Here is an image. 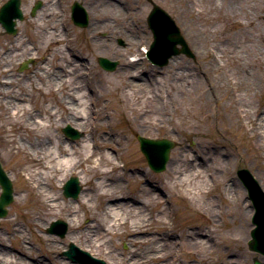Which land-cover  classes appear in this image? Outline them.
<instances>
[{
    "label": "rangeland",
    "instance_id": "1",
    "mask_svg": "<svg viewBox=\"0 0 264 264\" xmlns=\"http://www.w3.org/2000/svg\"><path fill=\"white\" fill-rule=\"evenodd\" d=\"M5 1L0 0V6ZM46 1L50 0H22L24 18L18 22L16 36L8 35L0 28V84L1 77L12 79L9 92H14L15 97L21 98L22 103L30 108V111L21 112L11 122L18 121L27 130L12 133L11 140L18 143L22 136L32 144L38 141L43 145L36 143L38 147L50 151L54 144L68 139L73 151L84 152V138L88 139V147L92 146V138L95 139V145H100V138L106 141L109 138L114 151L103 148L101 153H96L97 158L105 154L110 159L116 155L122 156L121 161L129 164L126 168H135L121 170L117 174L120 180L126 181L123 183V197H144L140 193L142 185L147 186L153 194L154 202L146 201L150 206L145 211L146 216L132 212V215L121 217L123 220L128 219V227L151 217L153 223L150 227L154 234L149 233L145 238L154 236L158 239L160 235L168 233L164 237L170 242L182 243L175 253L179 255L178 264H253V259L264 263L262 255L248 248L250 232L254 228L251 221L253 211L246 190L236 175L239 169L248 170L254 180L261 183L264 192V158L258 156L263 152L257 150L253 143L255 138L245 133L241 129L243 126L227 122L229 119L234 120L236 109L226 89L230 81L225 80L226 77L236 80V94L241 93L248 111L246 120L252 118V122H255L264 113V0H150L172 17L194 55V59L184 55L175 56L162 68L153 66L145 57V51L152 43V33L146 23L151 10L148 0H51L56 5L52 10L53 16L42 13L51 8L52 3ZM73 1L79 2L90 12H86L89 22L84 28H78L70 21L68 10ZM38 2L40 7L31 16V10ZM46 36L53 41L49 50L45 47L51 40ZM66 48L68 52L64 51ZM7 49L12 50V59L8 72L2 73V68L7 64L1 58ZM137 50H144L140 57L136 56L140 59V67L137 62H131ZM28 51L32 52L33 57L25 56ZM221 52L224 56H221ZM233 52L238 53L243 63L238 65L232 62L233 58L228 53ZM20 54L23 55V61L28 58L33 61L21 72L18 70ZM213 56H218L217 60ZM98 57L117 61L115 71L102 70L97 63ZM43 60H47L51 67L50 73L62 70L65 74L62 89L52 94H48L46 89L42 94L35 86L34 77L39 78L36 70L40 72ZM72 63H75L74 67L69 66ZM131 63L135 64L140 75L141 79L137 80L144 79L146 83L139 91L132 87L135 77L132 78L131 74L130 77L122 76L124 73L128 76L126 71L121 70L122 66ZM233 73L235 77H232ZM39 79L42 81V78ZM90 98L95 100L92 105ZM149 98H155L163 104L157 111L145 115ZM62 100L72 106L79 102L82 117L91 115L89 120L95 125L88 124L84 131L68 122H63L58 128H51L52 114L59 111L60 116L64 117L69 113L59 110ZM0 104H6V101ZM86 106L89 109L82 110ZM7 110L10 113L9 109L0 107V163L10 176L14 200L8 207L7 216L0 219V264H20L23 255L39 260H43L44 256L51 263L58 264L66 259L63 252L69 249L70 244L105 264H113L102 254H97L95 249L85 250L76 243L66 241L65 237L47 233V228L56 220L64 221L68 226L67 232L70 230L71 225L60 208L70 201L75 204L78 198L73 200L63 196L64 182L57 183L56 196L53 192L48 195L59 198L60 208L53 210L55 218L47 220L48 226L42 233L52 236L55 241L52 246H57L56 250L43 246L39 236H35V230L30 235L23 233L20 238L7 229L5 222L8 220L24 224L22 210L15 208V198L23 196L25 181L19 159L24 157L26 160L28 150L25 148L14 157L6 154L11 145L7 142L10 130L9 115H5ZM35 113L49 126L32 132L26 126ZM141 118L150 120L142 122ZM242 120L239 119L240 125ZM66 126L72 127L80 137L74 141L66 137L62 132ZM136 136L171 141L174 145L168 162L179 159L184 165L178 164L179 170H175L177 174L174 176L167 173L166 169L161 173L152 172L139 150ZM195 153L198 158L194 160L192 154ZM79 172L75 170L65 181L70 177L78 178L81 176ZM204 180H208L206 191L203 189ZM78 181L80 193L85 192L86 186L79 178ZM96 202L89 205L87 213L84 210L86 208L76 207L77 215L73 219L78 226L86 227L98 221L107 229V219L102 216ZM27 203L33 206V199L27 198ZM46 209L47 206L36 203V207L31 210L30 220L39 219L41 222V215L47 214ZM164 209L168 210V214L156 220ZM241 211L249 212V216H241ZM218 212L223 215L219 216ZM244 218L246 223L242 222ZM160 225L165 227L158 228ZM9 228L13 230V227ZM112 231L114 234L107 235L104 240L114 242L117 253L148 251L153 245L146 241L134 248L127 242L123 226L116 225ZM23 237L29 239V250L20 243ZM190 237L196 239V245L189 244L192 243ZM161 243L165 241L161 240ZM112 244L108 245L114 248Z\"/></svg>",
    "mask_w": 264,
    "mask_h": 264
},
{
    "label": "bare ground",
    "instance_id": "2",
    "mask_svg": "<svg viewBox=\"0 0 264 264\" xmlns=\"http://www.w3.org/2000/svg\"><path fill=\"white\" fill-rule=\"evenodd\" d=\"M54 1V0H53ZM46 3L50 4L52 1H46ZM190 4V3H189ZM56 5L52 3L50 6V9H41L42 13L44 15L53 16L52 10ZM86 8V7H85ZM87 9V8H86ZM23 12V10H22ZM87 13L90 14L89 10H86ZM24 14V12H23ZM106 14V13H105ZM261 16H263L261 14ZM88 17V16H87ZM50 18V17H49ZM64 21V20H63ZM60 24L62 25V19L59 20ZM87 22H89V17L87 18ZM47 39H49L46 36ZM51 40V39H49ZM58 40V39H57ZM59 41V40H58ZM53 44V41L48 42V46L45 47L46 50H49L50 46ZM219 49V48H218ZM217 49V50H218ZM12 50L7 49L6 52L3 54V62H5L7 65L2 68V73L8 72L9 64L11 63L12 59ZM64 51H69L67 48ZM220 51V50H219ZM46 52V51H45ZM144 53V50L140 52V50H137V55L132 57L131 62L136 63L139 66V60L136 56L140 57ZM21 55V54H20ZM63 55V54H61ZM224 56V54L221 52V56ZM27 57H33L32 52L28 51V53L25 55ZM229 57H232L233 63L241 64L243 62H240L238 53H228ZM214 60H217L218 56H213ZM23 55H21V70H25L31 65L30 61L31 59H27L23 61ZM171 60V59H170ZM65 62L66 60H62ZM79 60H77L78 62ZM2 62V63H3ZM142 62V60H141ZM129 64L128 66L124 65L122 66L121 70L126 71L128 73V76H126V73H124L125 77H135L136 81L135 85L132 86L136 90L139 91L141 89V86H146V83L143 82V80L138 81L137 79H141L140 75L137 73V69L135 68V64ZM176 63V62H175ZM173 63L172 65H174ZM42 69L39 72V69L36 71L38 72L39 78H42V81L39 78H36V89L38 91H41L42 94H44L42 91L46 89L48 94L55 93V91H59L62 89L61 87L64 85L65 80V74L63 75L62 70H58L55 72L50 73V66L47 63V60L42 61ZM75 63L70 64V67H74ZM140 67V66H139ZM88 70V69H87ZM112 71H115L113 69ZM120 71V70H119ZM235 73V72H234ZM234 73L232 74V77L234 76ZM10 76V74H7ZM139 77V78H138ZM236 77L238 78V72ZM226 81H230V84L227 83L226 89L231 96V100L235 107V118L232 121V119L227 120L230 124L233 123L234 125L243 126V129L245 133H248L250 137L255 138L253 143L256 144L257 150L262 151L263 153L258 154V156L262 159L264 158V113L259 115L257 120L255 122H252V118H249V120H246V113H248L246 109L245 102L243 98L241 97V93L236 94V86L238 85L236 80L229 79L228 77L225 78ZM13 80L6 77H1V84H0V103L3 102V100L6 101V104H0V107H3L7 110V114L9 115L10 122L8 126H10V130L8 131V139L7 142L10 145V148L8 152L6 153L8 157H14V155L20 154L24 149H28L26 151L27 158L26 160L24 157H21L19 159V164L21 165L23 179L25 181V185L23 186V196L21 198H15V208L18 210H22L21 217L24 221V224L14 223V220H8L5 222L7 225V229L11 232H15L20 238H22L23 233H28L29 235L34 233L33 230L36 231L35 236H39V240L42 243L43 246L48 247L51 250H56L57 246H52L55 242L50 235H43V230L45 231L46 227L48 226L47 220H53L55 218V214L53 213V210L56 208H60L59 204V198L58 197H48V195L53 192L56 196L58 186L57 183L65 182L67 177L69 175H73L75 170H80L79 174L82 176H78L79 180L82 181V183L86 186V191L83 193L79 192V196L77 197L78 200L74 204L71 201L68 202L67 205H64L61 207V211L64 210L65 213V219L67 223L71 226L70 230L64 235L65 240L69 242L76 243L77 245L83 247L85 250L87 249H95V252L97 254H102L101 256L105 257L106 259L112 261L113 264H178V254L177 249H180V247L183 245L182 243H177L176 241L170 242L166 236H168V233L164 235H160V238L155 239L154 236L145 238V235H148L149 233H153L152 227L150 225L153 223L151 217H148L147 219H141L139 223L132 227H128V219L125 218V220L121 219L123 215H132V212H135L137 214L135 215H145V211L148 210L150 207L146 201H153V194L151 190L147 186H140L142 187V190L140 191L141 194H143L144 197H141L140 199L137 198V195L133 198H124V190H123V183L126 182L124 180H120V178L117 176L121 170H134L135 168H126L129 166L126 162L122 163V166H118V164L115 162L117 160H122V156L116 155L112 159L108 157L107 154L101 155L97 158V152L101 153V149L105 148L109 151H114L113 148L110 146L113 142L110 143L109 138H107L108 141H106L104 138H100L101 143L100 145H95V139L92 138L90 141H92V146H87L88 139L84 138L83 143L85 145L86 151L84 152H78L73 151L74 149L71 147L69 140H62L61 142H58L57 144H54L52 147V150H48L47 148H41L38 147L40 145L37 142L35 144L30 143L28 140L23 138L22 136L19 138L21 141L18 143H15L13 140H11L10 137H13L12 133H18L20 130L23 131L25 128L22 124H20L18 121L11 123L14 119H16L20 113H26L27 111H30V108L26 107L25 104L22 103V99L15 97L14 92H9L10 83ZM148 81V80H147ZM40 86V87H39ZM9 94V95H8ZM69 96V95H68ZM85 97V96H84ZM66 100L68 97L65 98ZM64 99V100H65ZM87 99V98H86ZM62 100V103L59 104V110L60 111H69V113L66 114V116H60V112L52 114V120H51V128H58L60 124L63 122H68V124H72L73 127L78 128L80 130H85L86 127L91 126L94 124V122L90 121L89 118L91 115L86 114L87 117H82L81 110L79 108L81 107L80 103L78 102L77 105L72 106L70 103L65 102ZM95 101L90 98V105H92V102ZM21 102V103H19ZM149 106H147V111L144 112V114H151L154 111H157L159 109V106L162 107L163 103H158L155 98H149ZM159 104V105H158ZM138 105V104H137ZM88 110V106L83 107L82 110ZM53 108L50 110L52 113ZM25 111V112H24ZM120 111H123L120 109ZM138 111V110H137ZM37 113V111H35ZM35 113V116L33 118H30L27 122L26 128L29 131L35 132L39 128L43 129L49 126L47 121L42 119L41 116ZM138 113V112H137ZM139 114V113H138ZM78 115V116H77ZM144 116V115H143ZM243 118L241 125L239 124V119ZM142 119V118H141ZM150 119H147L146 121H149ZM70 121V122H69ZM142 119V122H146ZM95 125V124H94ZM26 130V129H25ZM27 131V130H26ZM111 139L114 141V137ZM17 145H15V144ZM38 143V145H36ZM98 144V143H97ZM181 145V143H179ZM43 147V145H40ZM45 151V152H44ZM49 151V152H47ZM47 152V153H46ZM188 152V150H186ZM37 153H40L41 155H38ZM108 153V152H106ZM189 153V152H188ZM38 155V156H35ZM198 155L192 154V159H197ZM75 160V161H74ZM182 163L184 165V162L181 160H173L171 162H167L166 164V172L171 175H176L178 168V164ZM192 165V164H191ZM176 170V171H175ZM180 173V172H179ZM132 176V175H131ZM199 176V174H197ZM196 176V177H197ZM6 177L10 179V176L6 173ZM211 178H214L211 177ZM123 181V182H122ZM208 180H204L203 183V189L205 191L207 190ZM257 188H262L261 183L256 180L255 183H253ZM36 190V192L33 191ZM138 191V190H137ZM136 191V192H137ZM204 192V191H202ZM223 196V195H222ZM27 198L33 199V206L31 204L27 203ZM143 200V201H142ZM159 204V199H157ZM96 202V205H98V208L100 209L102 216L107 219L106 224H108L107 229L103 227V223H99L98 221H95L94 224H89L86 227H80L77 225L74 217L77 215L76 207H83L87 212H89V205L94 204ZM154 202V201H153ZM156 202V201H155ZM36 203H40V205H43V207L47 206L48 210L47 214H42L39 222L37 220H30L31 217V210L32 208L36 207ZM211 207V206H210ZM214 207V206H213ZM69 208V209H68ZM211 209H213L211 207ZM252 211L254 212L253 207H251ZM249 213V212H248ZM248 213L240 212L241 216H249ZM251 213V212H250ZM160 215L157 216L156 220L161 219L162 217L166 216L168 214V210L164 209L162 210ZM222 212H218V215L220 216ZM223 215V214H222ZM51 222V221H50ZM243 223H246V218L242 220ZM13 224V226H11ZM257 222L253 221V226L256 225ZM116 225H121L126 229L125 232V238L127 242L133 246L134 248L137 247L138 243H146L152 242L153 245L149 247V250L144 251H136V250H129L125 253H117L114 242H111L110 240L106 241L104 238L107 235L114 234L112 231V228ZM243 230H245V226L243 224L240 225ZM248 227V225L246 224ZM9 227H13V230H10ZM165 227V225H160L158 228ZM48 231V230H47ZM140 234V235H139ZM144 234V235H142ZM165 236V237H164ZM24 239L20 242L22 245L24 244V247L26 250H29L28 247L30 245L29 239L27 237H23ZM191 238V237H190ZM9 240L10 238H6ZM14 241H16V238H13ZM161 240H164L165 243H161ZM193 244L196 245V239L191 238L189 239ZM167 242L169 244H167ZM113 243V244H112ZM185 244V242H183ZM108 244H112L114 248H111ZM151 244V243H150ZM187 244V243H186ZM179 245V246H178ZM31 246V245H30ZM59 246V245H58ZM62 248H65L62 246ZM115 249V250H114ZM190 251H193V249H190ZM174 253V254H173ZM192 253V252H191ZM172 255V257H170ZM68 261V259H64L60 262H57L58 264H70L71 262H65ZM20 264H53L48 259H46L43 256V260L34 259L28 256L23 255V259ZM231 264H235L234 262H231Z\"/></svg>",
    "mask_w": 264,
    "mask_h": 264
},
{
    "label": "water",
    "instance_id": "3",
    "mask_svg": "<svg viewBox=\"0 0 264 264\" xmlns=\"http://www.w3.org/2000/svg\"><path fill=\"white\" fill-rule=\"evenodd\" d=\"M71 10L74 23L81 27L85 26L87 24V15L83 7L78 3H74ZM16 19H22L20 0H9L0 8V24L7 33L15 35L17 32L14 28ZM148 24L154 33V42L151 45L150 51L147 53V57L152 63L160 67L164 66L167 64L169 58L180 53L193 58L192 53L181 37L173 20L163 10L154 6L148 17ZM177 45H180L181 48H178ZM99 62L108 70H112L116 66V63H112L106 59L100 58ZM65 132H67V130H65ZM138 140L141 143L142 151L148 158L150 167L156 172L162 171L168 160L169 150L172 148L173 144L167 140L153 142L144 140L141 137H138ZM156 148H158V152L155 156L153 152L156 153ZM237 175L248 189L249 198L256 210L253 221H256L257 224L256 228L251 232L252 240L249 242V249L264 254V195L259 188L253 185L255 182L247 170H239ZM0 185L2 187V194L0 195V217H2L6 214L4 207L11 201L12 188L1 165ZM79 190L78 181L76 178H73L68 181L65 186V195L76 197ZM59 225V223H54L52 225V231H56L55 228ZM65 228V225L62 224L61 229L58 231L61 236L64 234ZM91 261L97 264H103L102 261ZM254 264L262 263L254 260Z\"/></svg>",
    "mask_w": 264,
    "mask_h": 264
}]
</instances>
